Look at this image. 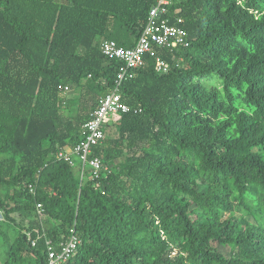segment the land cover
<instances>
[{
  "label": "trees",
  "instance_id": "trees-1",
  "mask_svg": "<svg viewBox=\"0 0 264 264\" xmlns=\"http://www.w3.org/2000/svg\"><path fill=\"white\" fill-rule=\"evenodd\" d=\"M156 1L0 0L4 264L71 234L66 264H264V0H170L185 44L120 83L116 137L59 156L123 65L100 42L131 48Z\"/></svg>",
  "mask_w": 264,
  "mask_h": 264
},
{
  "label": "built area",
  "instance_id": "built-area-1",
  "mask_svg": "<svg viewBox=\"0 0 264 264\" xmlns=\"http://www.w3.org/2000/svg\"><path fill=\"white\" fill-rule=\"evenodd\" d=\"M168 5H170V0L156 1L155 5L149 10L146 23L131 48L119 46L113 40H102L100 42L99 49L101 53L121 62L123 65L117 74L115 87L98 101L97 108L83 125L81 140L73 148L66 150L64 153H59V156H65L66 160L71 162L69 155L74 154L84 165L87 162V155L91 153V147L105 139L104 125L116 114L125 113L129 110L127 105L121 101L118 92L120 83L126 78L134 77V71L145 66L146 55L153 56L155 49L173 51L185 44L186 31L181 26L182 20L179 17L173 19L169 16V10L166 7ZM155 63L160 73L166 72L167 65L163 60L156 56ZM68 90V87L63 88L64 92ZM89 165L96 177L101 169L100 161L93 158L89 161ZM36 208L39 210L41 206L38 204ZM77 244L78 240L73 234H71L69 241L61 244L60 249L56 251L53 250L50 241H48V260L46 264H66Z\"/></svg>",
  "mask_w": 264,
  "mask_h": 264
},
{
  "label": "rangeland",
  "instance_id": "rangeland-1",
  "mask_svg": "<svg viewBox=\"0 0 264 264\" xmlns=\"http://www.w3.org/2000/svg\"><path fill=\"white\" fill-rule=\"evenodd\" d=\"M74 95L77 96L75 91H69L66 93L65 97H73ZM108 131L106 133L107 138H114L117 136V129L115 126L110 125L108 127ZM235 215L240 216L241 212L239 211L238 213H235ZM15 217V216H14ZM17 221V219H16ZM8 235V240L9 243L13 241L15 236L17 235V232L14 231V228L12 225L7 224V223H2L1 224V231H0V264H4V256H5V251L7 244L4 242L5 236ZM219 251H221L223 254L228 253V249L224 248H219Z\"/></svg>",
  "mask_w": 264,
  "mask_h": 264
},
{
  "label": "crops",
  "instance_id": "crops-1",
  "mask_svg": "<svg viewBox=\"0 0 264 264\" xmlns=\"http://www.w3.org/2000/svg\"><path fill=\"white\" fill-rule=\"evenodd\" d=\"M110 125H112L111 124V120H109L105 125H104V131H105V135H106V133H107V131H108V127L110 126ZM77 159L74 157V161H76Z\"/></svg>",
  "mask_w": 264,
  "mask_h": 264
}]
</instances>
